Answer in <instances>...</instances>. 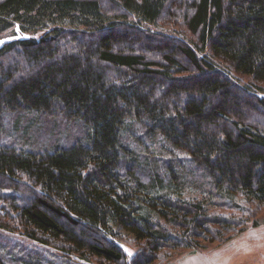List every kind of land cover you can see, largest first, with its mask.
Segmentation results:
<instances>
[{
    "label": "trees",
    "instance_id": "1",
    "mask_svg": "<svg viewBox=\"0 0 264 264\" xmlns=\"http://www.w3.org/2000/svg\"><path fill=\"white\" fill-rule=\"evenodd\" d=\"M169 3L0 0V36L43 31L0 47V119L20 112L81 127L65 146L0 141V191L28 193L8 196L0 220L64 259L121 264L123 232L143 243L132 264L222 240L210 227L225 219L183 195L196 173L220 203L237 195L264 203V0L185 2L172 16L194 46L140 26L159 21ZM156 145L194 166L146 173L135 150Z\"/></svg>",
    "mask_w": 264,
    "mask_h": 264
},
{
    "label": "rangeland",
    "instance_id": "2",
    "mask_svg": "<svg viewBox=\"0 0 264 264\" xmlns=\"http://www.w3.org/2000/svg\"><path fill=\"white\" fill-rule=\"evenodd\" d=\"M189 1L170 0L166 12L159 21L155 24L144 23L140 26L148 32L149 36H154L156 39L164 36L194 46L196 36L179 25L180 15L172 16V14L177 15L181 10L183 11L184 3ZM110 6L104 5V11L113 13V7ZM42 33L43 31L23 33L15 27L0 36V47L18 39H37ZM233 78L238 84L250 83L248 77L236 75ZM260 95L264 97V94ZM62 124L63 122L58 119H50L41 115L8 113L0 119V141L17 148L39 150L53 145L65 146L76 138H80L81 127H73L69 124L61 127ZM138 150L137 148L135 150L139 153H136L138 163L149 167L146 173L148 171L156 173V170L162 173L169 165L175 168L180 165L186 166L185 171L189 172L190 166L193 165L188 163V158L184 153L163 149L160 145H156V148L150 147L147 153ZM140 168L143 167L140 166ZM186 179L190 182L186 183L184 197L203 200L211 214L225 219V227H210L218 231L222 240H203L200 241L198 248L163 251L153 264H264V203L245 199L241 195H237L232 203H227L226 200L220 203L219 199H215L216 196H208L210 186L201 176L197 177V173L187 176ZM13 195L22 197V195L27 196L28 193L23 190L15 191L4 188L0 191V197H7L0 199V206L7 207L9 203L5 199ZM0 223H9L11 227V230L0 227V264H107L96 259L84 261L75 255L64 259L63 253L53 246H44L28 240L21 230H12L19 229V227L8 222L6 218L1 219ZM115 241L125 255V260L121 264H132L131 261L137 255H141L144 250L143 243L134 240L126 232H123L121 238Z\"/></svg>",
    "mask_w": 264,
    "mask_h": 264
}]
</instances>
